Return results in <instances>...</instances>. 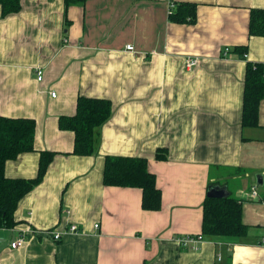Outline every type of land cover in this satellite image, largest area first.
Listing matches in <instances>:
<instances>
[{
  "label": "crops",
  "instance_id": "1",
  "mask_svg": "<svg viewBox=\"0 0 264 264\" xmlns=\"http://www.w3.org/2000/svg\"><path fill=\"white\" fill-rule=\"evenodd\" d=\"M170 1L86 0L66 12L65 0H21L7 15L0 4V115L36 121L34 151L6 174L35 178L41 152L56 153L17 224L0 227V264H264V97L257 124L244 123L247 65L264 63L251 12L264 0H172L197 4L193 23L172 21ZM80 96L113 103L91 155L74 154L75 132L60 126ZM107 155L146 157L162 208H143L142 188L106 185ZM213 186L242 201L248 233L184 247L203 234Z\"/></svg>",
  "mask_w": 264,
  "mask_h": 264
},
{
  "label": "trees",
  "instance_id": "2",
  "mask_svg": "<svg viewBox=\"0 0 264 264\" xmlns=\"http://www.w3.org/2000/svg\"><path fill=\"white\" fill-rule=\"evenodd\" d=\"M86 0H65L66 12L70 5H84ZM3 14L18 12L21 0H0ZM170 18L178 23H193L197 18V4L180 2ZM250 32L264 36V8H253ZM247 56L248 46H239ZM244 95V123L257 124L260 102L264 97V63L248 62ZM113 103L109 99L80 96L77 112L62 116L60 126L75 132L74 154L91 155L96 150L97 129L112 115ZM36 121L32 118H12L0 115V227H14L15 213L20 200L41 183L56 153L42 151L38 176L35 178H12L6 174V162L21 153L34 151ZM161 151V150H160ZM158 159H167V151L158 152ZM104 183L110 186L139 187L143 189V208L160 210L162 191L157 185V176L148 166L144 156L107 155ZM242 201L227 196L214 198L209 195L204 202L202 232L205 237L222 235L242 238L249 226L243 221Z\"/></svg>",
  "mask_w": 264,
  "mask_h": 264
},
{
  "label": "built area",
  "instance_id": "3",
  "mask_svg": "<svg viewBox=\"0 0 264 264\" xmlns=\"http://www.w3.org/2000/svg\"><path fill=\"white\" fill-rule=\"evenodd\" d=\"M176 6H177V3H175L174 1L171 0L170 1V13L171 14L173 13V10L176 8ZM127 48L129 50H134V46L132 44H128L127 45ZM226 51L227 52H230V48H227ZM198 63H199V59L197 57H188L186 59V66L189 67V68L194 67ZM37 74H38V79L39 80H42L43 77H44V70L43 69H38L37 70ZM52 95L53 96H56V93L53 92ZM253 194L255 196L258 194L257 186H254L253 187ZM97 226H98V224H97ZM69 230L70 231H77V225H75V224L71 225L70 228H69ZM52 233H53V236H54L55 239H60L62 237L63 231H58V229H57L55 231H52ZM203 236H204L203 234H200L197 239L202 240V239H204ZM192 238H194V237L186 236V237H183L181 239V241H182V243L187 244L189 241H191ZM263 242H264V239H263ZM24 243H25V238L24 237H20V238L14 240L11 243V245H12L13 248H18V247L23 246Z\"/></svg>",
  "mask_w": 264,
  "mask_h": 264
},
{
  "label": "water",
  "instance_id": "4",
  "mask_svg": "<svg viewBox=\"0 0 264 264\" xmlns=\"http://www.w3.org/2000/svg\"><path fill=\"white\" fill-rule=\"evenodd\" d=\"M209 196L210 197H214V198H223L225 197V195L227 194V192L225 190L220 189L219 187H212L209 190Z\"/></svg>",
  "mask_w": 264,
  "mask_h": 264
},
{
  "label": "rangeland",
  "instance_id": "5",
  "mask_svg": "<svg viewBox=\"0 0 264 264\" xmlns=\"http://www.w3.org/2000/svg\"><path fill=\"white\" fill-rule=\"evenodd\" d=\"M75 225H76V224H75ZM78 230H79V226L77 225V231H78ZM199 235H200V234L196 235L195 238H192L191 241H189V243H193V244H195L196 246H198V244L203 240V239H202V240L197 239ZM192 237H193V236H192ZM203 237H205V236H203ZM183 246L185 247L186 244L184 243Z\"/></svg>",
  "mask_w": 264,
  "mask_h": 264
}]
</instances>
